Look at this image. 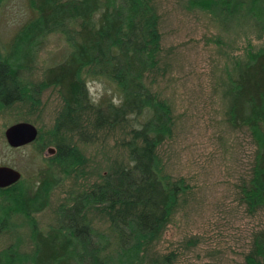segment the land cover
I'll list each match as a JSON object with an SVG mask.
<instances>
[{"label": "trees", "instance_id": "obj_1", "mask_svg": "<svg viewBox=\"0 0 264 264\" xmlns=\"http://www.w3.org/2000/svg\"><path fill=\"white\" fill-rule=\"evenodd\" d=\"M187 3L208 10L223 24L243 13L245 19L236 25L249 18L264 30V0ZM27 6L26 19L0 45V112L15 102L39 108L49 86L57 89L62 105L46 136L38 129L32 141L40 149L55 147L45 156L40 183L30 190L21 177L0 187V231H17L12 217L21 214L31 242L30 249L22 250L18 235L0 251V264H172L176 251L155 246L189 184L165 171L158 151L172 134L174 116L169 101L152 86L166 69L154 0H27ZM51 32L63 35L67 54L34 82L25 72L32 70ZM246 49L230 79L228 120L246 125L258 144L250 174L237 183L239 200L253 212L264 206V47ZM90 81H103L107 90L95 98ZM118 128L125 158L113 161L71 203H61L54 224L38 226L33 213L46 205L55 183L49 170L58 166L67 174H84L87 158L79 144L97 139L101 129L113 133ZM91 212L108 222L107 231L93 224ZM241 264H264V228L253 232Z\"/></svg>", "mask_w": 264, "mask_h": 264}, {"label": "rangeland", "instance_id": "obj_2", "mask_svg": "<svg viewBox=\"0 0 264 264\" xmlns=\"http://www.w3.org/2000/svg\"><path fill=\"white\" fill-rule=\"evenodd\" d=\"M160 14L161 63L165 66L152 85L171 104L172 134L158 148L166 172L183 176L189 189L180 194V204L165 226L155 249L175 250L172 264H241L253 232L264 228V206L248 211L238 198L237 183L250 174L258 144L246 125L228 120L230 79L237 61L247 56L246 48L264 47V30L245 15L231 16L220 23L208 10L187 7V0H154ZM29 14L27 0H2L0 4V45H4ZM241 15V16H240ZM245 19V18H244ZM262 32V33H260ZM63 35L51 32L37 51L30 80L40 81L48 65L67 54ZM89 92L98 98L103 81L88 82ZM41 105L31 110L29 103L15 102L0 112V164L21 172L28 188L34 189L45 175L47 146L30 142L12 147L4 136L7 125L18 120L34 123L46 136L62 105L55 87L40 95ZM94 141L80 143L87 160L84 174L75 176L53 166L49 173L55 183L47 192V203L33 216L40 227L56 222L61 203H71L78 191L100 179L113 161L125 158L120 146V130L101 129ZM93 224L107 231L108 222L96 212L89 213ZM17 231H0V251L22 237V250L31 247L29 227L21 214L12 217ZM189 240H195L193 244Z\"/></svg>", "mask_w": 264, "mask_h": 264}, {"label": "water", "instance_id": "obj_3", "mask_svg": "<svg viewBox=\"0 0 264 264\" xmlns=\"http://www.w3.org/2000/svg\"><path fill=\"white\" fill-rule=\"evenodd\" d=\"M38 135L37 126L28 120H18L10 123L4 129L7 143L18 147L32 142ZM50 150H52L50 148ZM21 178V172L14 166L0 164V187L12 184Z\"/></svg>", "mask_w": 264, "mask_h": 264}, {"label": "flooded vegetation", "instance_id": "obj_4", "mask_svg": "<svg viewBox=\"0 0 264 264\" xmlns=\"http://www.w3.org/2000/svg\"><path fill=\"white\" fill-rule=\"evenodd\" d=\"M28 144V143H27ZM50 148L52 149V150H50ZM47 149H49L50 150V154H52V153H54L55 152V147L54 146H52V145H49L48 147H47ZM50 154H48V155H50Z\"/></svg>", "mask_w": 264, "mask_h": 264}]
</instances>
